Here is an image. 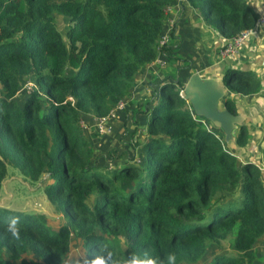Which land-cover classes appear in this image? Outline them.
<instances>
[{"label": "trees", "instance_id": "obj_1", "mask_svg": "<svg viewBox=\"0 0 264 264\" xmlns=\"http://www.w3.org/2000/svg\"><path fill=\"white\" fill-rule=\"evenodd\" d=\"M172 1L0 0V187L8 167L30 184L45 174L42 191L63 217L51 224L0 205V264H61L76 245L89 260L101 247L120 259L173 252L176 264H197L205 254L203 264L264 260V241L255 250L264 238L259 170L238 166L179 94L178 36L171 31L159 43ZM187 1L225 40L247 28L264 36L261 12L246 0ZM56 15L66 21L63 31ZM151 62L165 68L162 76L148 80L149 96L116 110L122 119L112 144L96 148L80 119L126 100ZM244 74L228 68L222 82L257 91ZM224 106L236 112L227 96ZM239 127L234 141L242 145L247 132ZM13 216L19 240L5 232ZM223 241L231 253L219 249Z\"/></svg>", "mask_w": 264, "mask_h": 264}, {"label": "crops", "instance_id": "obj_2", "mask_svg": "<svg viewBox=\"0 0 264 264\" xmlns=\"http://www.w3.org/2000/svg\"><path fill=\"white\" fill-rule=\"evenodd\" d=\"M246 2L255 14L264 10V0H246ZM168 19L172 23L164 21V29L169 32L172 31L178 36L179 43L176 46V52L183 58L184 62L178 60L176 69L183 82L189 74L195 71L202 78L211 77L221 82L224 71L229 68L237 73L239 71L245 73L243 79H255L259 83L258 90L248 94L238 93L225 84V96L234 102L236 113L238 112L242 118L240 125H244L247 132L245 142L242 145H237L234 141L239 126L233 131V140L225 142L223 133L216 126L207 120L204 124L223 140L226 148L235 156L238 166L250 162L258 168L259 177L264 186V36L261 29H255L248 38L242 41L233 54L221 58L218 55V48L224 43V36L217 30L208 27L187 0H173L168 9ZM159 68L158 65L151 62L139 76H136L137 87L126 100L124 99V105L129 99L134 101L140 95L149 96L151 88L148 80L153 75L162 76V72L165 70V68ZM235 80L236 78L232 79L230 84H234ZM146 81L148 87L144 85ZM179 94L183 95L181 89ZM90 117L88 121L84 118L80 121H83L84 125L82 126L93 143L98 148H101L102 145L106 146V143L112 144L114 136L111 131L114 126L117 128L121 122V114L116 113L115 118L110 120V131L103 134L96 130L93 125L94 118L93 116ZM118 130L121 131V128ZM103 135L107 136L102 137ZM13 171L15 170L11 169L9 171L11 174L7 175L5 179L11 177Z\"/></svg>", "mask_w": 264, "mask_h": 264}, {"label": "rangeland", "instance_id": "obj_3", "mask_svg": "<svg viewBox=\"0 0 264 264\" xmlns=\"http://www.w3.org/2000/svg\"><path fill=\"white\" fill-rule=\"evenodd\" d=\"M55 23L60 31L64 30L66 21L63 16L56 15ZM202 121L204 123L205 119ZM106 146H108V143H106ZM97 147L98 146L96 145V148ZM104 147L101 146V148ZM10 170L11 169L8 167L7 175L11 174L9 173ZM37 182L34 184H30L25 181L17 171H13V175L11 177H8L7 179H3V182L1 184L0 205L5 206L9 209L29 212L32 214L39 213L44 215V217L49 223H58L59 220L61 221L63 219L61 213L55 210L53 208V205L45 198V195L42 191V182ZM261 241H264V238H260L255 244V250L258 252L260 251L263 245ZM222 245L223 247H219L220 250H225L231 253V249L227 246L226 241H223ZM71 248L72 249L70 250L69 255L61 264H74V261L76 259H82L83 253L81 252L80 248L77 245L72 246ZM213 249L214 246L211 247L209 253H211ZM205 255L200 259L197 264H203V262L205 263ZM30 264H42V262L32 260ZM253 264H264V260L262 258H257L256 260H254Z\"/></svg>", "mask_w": 264, "mask_h": 264}, {"label": "water", "instance_id": "obj_4", "mask_svg": "<svg viewBox=\"0 0 264 264\" xmlns=\"http://www.w3.org/2000/svg\"><path fill=\"white\" fill-rule=\"evenodd\" d=\"M181 90L194 114L204 117L216 126L223 133L225 142L233 140V131L240 126L242 118L238 112L232 113L224 106L225 83L211 77L202 78L195 71L189 74ZM43 177L45 174L41 179Z\"/></svg>", "mask_w": 264, "mask_h": 264}, {"label": "clouds", "instance_id": "obj_5", "mask_svg": "<svg viewBox=\"0 0 264 264\" xmlns=\"http://www.w3.org/2000/svg\"><path fill=\"white\" fill-rule=\"evenodd\" d=\"M5 232L16 240L20 239L19 217L8 218ZM176 262L177 257L173 252L168 253L162 260L151 257L147 252L143 253V255L130 253L127 258L120 259L111 250L101 247L99 254L95 255L91 260L84 257L76 259L74 264H176Z\"/></svg>", "mask_w": 264, "mask_h": 264}, {"label": "built area", "instance_id": "obj_6", "mask_svg": "<svg viewBox=\"0 0 264 264\" xmlns=\"http://www.w3.org/2000/svg\"><path fill=\"white\" fill-rule=\"evenodd\" d=\"M169 6L165 9V14H166L165 21H166V23H167V21L172 23V21L168 19ZM256 21H257V23H260L263 26V31H264V10L261 12L260 15H258ZM252 30H253L252 28H247V29L241 30L234 37H232L230 39H226L224 41V43L218 48L219 57L222 58V57L233 54L237 50V48L241 45L242 41L250 34V32ZM168 38H169V31L167 29H164V32H162L160 35L159 43L162 44V43L166 42L168 40ZM154 61L158 62L160 65H163V60H161L159 58L154 59ZM30 85H31V82L27 81L23 85V87L25 86L26 88H29ZM123 105H124V100H119L116 103V105L112 109H110L105 115L100 116V117L93 116V118H94L93 125L100 134H103L104 132L110 131V129H111L110 120L112 118H115L116 110L121 109L123 107ZM79 122L81 125H84L83 121H79Z\"/></svg>", "mask_w": 264, "mask_h": 264}]
</instances>
